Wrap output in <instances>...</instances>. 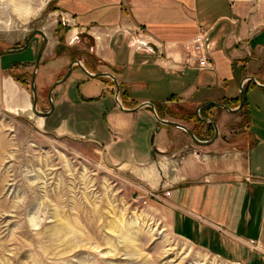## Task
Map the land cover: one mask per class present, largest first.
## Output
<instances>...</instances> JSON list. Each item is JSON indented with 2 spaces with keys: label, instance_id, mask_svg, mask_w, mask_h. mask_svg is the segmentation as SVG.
Returning <instances> with one entry per match:
<instances>
[{
  "label": "crops",
  "instance_id": "0c3cea01",
  "mask_svg": "<svg viewBox=\"0 0 264 264\" xmlns=\"http://www.w3.org/2000/svg\"><path fill=\"white\" fill-rule=\"evenodd\" d=\"M236 5L231 0L56 1L57 11L69 19V39L84 34L94 41L86 57L76 60L90 73L111 74L126 110L116 103L100 108L95 121H85L86 136L132 161L166 156L162 167L168 170L169 188L164 202L173 233L225 260L264 264V23L245 21ZM55 30L45 33L41 61L46 72L57 75L59 65L50 60ZM199 32H206L212 69L184 63L185 45ZM0 40V53L18 49V38ZM7 55L11 53L0 55V105L11 111L18 105L14 78L21 77L14 75L27 61L5 64ZM72 67L71 84L83 100H114L112 81L90 79ZM159 83L162 93L151 98L133 91ZM240 91L244 103L235 113L214 106L199 111L219 129L213 144L196 151L184 131L159 124L149 107L129 111L150 103L160 119L193 132V121L186 118L201 104L215 102L235 110ZM28 101L23 109L30 108ZM207 128L199 140L208 139Z\"/></svg>",
  "mask_w": 264,
  "mask_h": 264
},
{
  "label": "rangeland",
  "instance_id": "374dc122",
  "mask_svg": "<svg viewBox=\"0 0 264 264\" xmlns=\"http://www.w3.org/2000/svg\"><path fill=\"white\" fill-rule=\"evenodd\" d=\"M56 1L0 0V36L18 38L21 45L34 28L49 35L56 28L49 37L55 47L50 60L59 71L46 72L45 60L38 66L39 112L48 110L46 94L53 81L66 74L71 60L81 62L94 43L84 34L69 39L71 28L63 24ZM231 1L245 21L264 23V0ZM35 49L36 41L33 52L4 59L5 64L31 62L14 75L25 72L27 81L21 85L14 78L18 107L10 111L0 105V264H240L173 233L164 202L169 188V173L162 167L166 156L132 161L86 136L85 121H95L100 108L115 105L113 99L98 104L83 100L69 75L51 94L49 117L23 109L25 99L31 104L28 84ZM161 88L160 83L141 84L133 91L151 98ZM211 137L212 131L207 140ZM122 145L127 148L128 143Z\"/></svg>",
  "mask_w": 264,
  "mask_h": 264
},
{
  "label": "water",
  "instance_id": "95a60500",
  "mask_svg": "<svg viewBox=\"0 0 264 264\" xmlns=\"http://www.w3.org/2000/svg\"><path fill=\"white\" fill-rule=\"evenodd\" d=\"M35 34H38V36H40L41 39H42V42H41L40 47H39L38 52H37L38 54H37V56L35 58L34 70H33V73L31 75V83H30V92H31L30 95H32V102L30 104V110L35 116H38V117L44 119V118L49 117L53 113V108L54 107H53V104L51 103L52 90L56 86H59V85L63 84L66 80H68V77H69V75L71 74V71H72V66H74V65H79V69L90 79H97V78H102V77L109 78L112 81L113 85H114V89H115L114 101H115L116 105L121 110L126 111V110H124V108L122 107V105H121V103L119 102V99H118V96H119V85H118L116 79L111 74H108V73H90L77 60H74L73 62H71V64L69 65V68H68L66 74L63 76V78L60 79L59 81L55 82L52 85V87L50 88L48 96H47V100H48L49 106L51 107L50 110L48 112H39V111H37V96H36L37 94H36V91H35L34 83H35L36 72H37V69H38V66H39V63H40L41 55H42L43 50H44L45 45H46V35H45V33L42 30H39V28H38L37 30L33 31L32 33H30L29 35H27L24 38V46L22 48L16 49V50L15 49L7 50L5 52H1L0 55L1 54H7V53H11L12 54L14 52H22V51L26 50V48L29 45V40ZM250 80H252V78H250ZM243 103H244L243 102V94H242V91H240L239 92V106L235 110H231L227 106L221 105L220 103L218 104V103H215V102H206L205 101V103L201 104L195 110V112H194L195 115L194 116H196V118L200 122H202L204 125L210 126L211 128H213L212 129L213 130L212 137L209 140H205V141L199 140L194 135V133L191 131V129H188L186 126H184V125H182L180 123L160 119L157 116V114L155 113L153 105L150 104V103H143V104L139 105L138 107L134 108L133 110H129V111L134 112V111L139 110L140 108L149 107L151 109V111H152V114H153L155 120L159 124H161L162 126L178 128V129L184 131L188 135L190 140L195 145L200 146V147H205V146H209V145L213 144L215 142V140L218 138V129L219 128H217L216 124L212 120L200 117L201 115H199V111L202 110L203 108L207 107V106H214V107H217V108H222V109H224V110H226L228 112L235 113V112H237L238 110L241 109V107L243 106Z\"/></svg>",
  "mask_w": 264,
  "mask_h": 264
},
{
  "label": "built area",
  "instance_id": "2783aa9c",
  "mask_svg": "<svg viewBox=\"0 0 264 264\" xmlns=\"http://www.w3.org/2000/svg\"><path fill=\"white\" fill-rule=\"evenodd\" d=\"M65 26H69V19L64 17ZM206 32H199L192 40L185 45L184 63L186 66L196 68L198 70L212 69V63L207 51Z\"/></svg>",
  "mask_w": 264,
  "mask_h": 264
},
{
  "label": "flooded vegetation",
  "instance_id": "af4514ba",
  "mask_svg": "<svg viewBox=\"0 0 264 264\" xmlns=\"http://www.w3.org/2000/svg\"><path fill=\"white\" fill-rule=\"evenodd\" d=\"M38 28H34V29H32L30 32H28L25 36H23L22 37V44L21 45H17L18 47V49H20V48H22L23 46H24V38L27 36V35H29L30 33H32L33 31H35V30H37ZM39 30H41V29H39ZM46 35V34H45ZM46 39H47V37H46ZM34 41H36V49H35V53L34 54H36V52H38V49H39V47H40V44H41V42H42V39H41V37L40 36H38V34H35V35H33L32 36V38L29 40V45H28V47L26 48V50H24V51H22V52H25V51H27V50H29L30 52H32V49H33V46H34ZM0 42H1V40H0ZM46 43H47V41H46ZM36 56H37V54H36ZM36 58V57H35ZM75 59H73V60H71L70 61V63L71 62H73ZM31 61H29V62H27L26 64H28V63H30ZM34 62H35V60H34ZM40 62H41V59H40ZM33 63V62H32ZM26 64H23L22 66H21V68L22 69H25L26 68ZM40 64V63H39ZM74 66H76L77 68H79V65H74ZM68 68H69V66L67 67V70H68ZM33 70H34V63H33V69H32V72L30 73V76H29V84H28V90H29V92H30V83H31V75H32V73H33ZM72 71H73V67H72ZM71 71V72H72ZM20 76L21 77H18V78H15V79H17L18 81H19V83L21 84V85H24L27 81H26V79H25V76H26V74H25V72L23 73H21L20 74ZM23 76V77H22ZM63 78V77H62ZM62 78H60V79H62ZM35 79H36V77H35ZM60 79H58V78H56L53 82L55 83V82H57V81H59ZM109 79V78H108ZM110 80V79H109ZM111 81V80H110ZM54 83H52V85L54 84ZM52 85L49 87V89H48V91H47V94H46V102H47V104H48V110H47V112L50 110V106H49V103H48V100H47V96H48V93H49V90H50V88L52 87ZM34 87H35V91H36V88H37V85H35V83H34ZM57 87V86H56ZM55 87V88H56ZM54 88V89H55ZM53 89V90H54ZM53 90H52V92H53ZM30 94H31V92H30ZM52 94V93H51ZM38 95V94H37ZM36 95V96H37ZM31 102H32V95H31ZM37 105H38V98H37Z\"/></svg>",
  "mask_w": 264,
  "mask_h": 264
},
{
  "label": "trees",
  "instance_id": "16d2710c",
  "mask_svg": "<svg viewBox=\"0 0 264 264\" xmlns=\"http://www.w3.org/2000/svg\"><path fill=\"white\" fill-rule=\"evenodd\" d=\"M195 114H192L191 116L189 115L187 118H186V120H188V121H193L194 123H195V125H194V127L195 128H193V133H194V135L198 138V139H200L201 138V132H202V130H203V128H204V124L202 123V122H200L197 118H196V116H194ZM207 129H209V131H213L212 129L213 128H211L210 126H208V128Z\"/></svg>",
  "mask_w": 264,
  "mask_h": 264
},
{
  "label": "bare ground",
  "instance_id": "6f19581e",
  "mask_svg": "<svg viewBox=\"0 0 264 264\" xmlns=\"http://www.w3.org/2000/svg\"><path fill=\"white\" fill-rule=\"evenodd\" d=\"M6 83V82H5ZM6 86V85H5ZM7 87V86H6ZM10 88V87H9ZM8 91H9V89H8ZM8 93H10V92H8Z\"/></svg>",
  "mask_w": 264,
  "mask_h": 264
}]
</instances>
